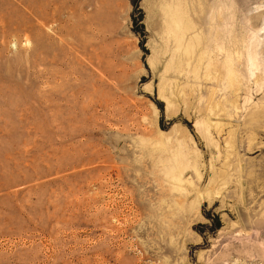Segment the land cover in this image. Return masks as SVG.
Here are the masks:
<instances>
[{
	"label": "rangeland",
	"instance_id": "obj_1",
	"mask_svg": "<svg viewBox=\"0 0 264 264\" xmlns=\"http://www.w3.org/2000/svg\"><path fill=\"white\" fill-rule=\"evenodd\" d=\"M0 264H264V0H0Z\"/></svg>",
	"mask_w": 264,
	"mask_h": 264
}]
</instances>
